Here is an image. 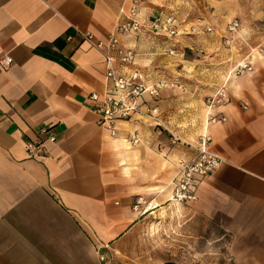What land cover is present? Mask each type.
<instances>
[{
	"label": "crops",
	"instance_id": "crops-1",
	"mask_svg": "<svg viewBox=\"0 0 264 264\" xmlns=\"http://www.w3.org/2000/svg\"><path fill=\"white\" fill-rule=\"evenodd\" d=\"M129 2L0 0V264H116L123 242L174 203L173 180L204 133L222 161L197 180V199L186 205L229 235L234 264H264V52L230 48L225 29L182 25L175 37L157 35L150 22L175 14L165 0H145L140 30L120 36L136 52L120 72L138 71L147 84L178 76L197 81V62L179 55L183 45L204 51L205 66H213L201 84L165 87L155 102L165 126L186 144L173 143L165 130L157 134L139 115L118 121L110 135L88 99L104 88V60L78 32L104 39ZM5 57L10 65L2 64ZM242 60L250 70L213 74ZM220 81L228 100L208 108L205 96ZM209 113L225 121L209 124ZM42 127L51 128L55 142L45 140L43 153L30 157L26 143ZM138 257L132 250L125 264H144Z\"/></svg>",
	"mask_w": 264,
	"mask_h": 264
},
{
	"label": "rangeland",
	"instance_id": "rangeland-1",
	"mask_svg": "<svg viewBox=\"0 0 264 264\" xmlns=\"http://www.w3.org/2000/svg\"><path fill=\"white\" fill-rule=\"evenodd\" d=\"M165 5L167 11L178 18L179 30L186 25L185 30L200 32L206 31V25H211L221 34L229 22L237 20L238 34L229 47L239 51L243 47L252 55L260 46L264 47V0H165ZM217 39L220 43L221 39ZM220 51L221 48L219 54ZM179 55L186 61L197 62L193 69L199 74L198 80L178 76L168 81L181 90L201 84L203 74L213 66H205L208 60L205 52L183 45ZM230 67L228 70L224 66L218 68L213 74H219V79L232 76L234 66ZM222 81L218 86L223 84ZM208 96H205V103ZM147 223L133 238L123 242L115 257L116 264H125L132 250L135 255H140L137 259L144 264H234L229 256V235L214 220L196 213L190 205L169 204L151 215Z\"/></svg>",
	"mask_w": 264,
	"mask_h": 264
},
{
	"label": "built area",
	"instance_id": "built-area-1",
	"mask_svg": "<svg viewBox=\"0 0 264 264\" xmlns=\"http://www.w3.org/2000/svg\"><path fill=\"white\" fill-rule=\"evenodd\" d=\"M129 1L128 8L122 10L113 29L104 39H96L90 32H78L83 41L101 53L104 60V88L102 92L92 91L89 93L88 99L92 111L98 116L99 126L107 130L110 135L116 134L115 128L118 121L129 120L132 116L139 115L152 122L157 134H161L165 130L170 133L173 143L179 141L186 144L165 126L155 105L163 88H172L175 83L168 80H157L147 84L138 71L128 73L119 71V66H129L135 62L136 52L122 44L120 36L134 34L140 30V8L145 0ZM149 28L157 35L175 37L178 33V20L171 14H163L151 21ZM205 29L207 32L214 31L211 25H206ZM238 29L239 22L237 20H232L227 24L223 35L225 45L229 46L232 43L238 34ZM67 39H71V36L68 35ZM257 52H264V47L260 46ZM170 53L172 54L173 50ZM1 62L4 65H10L12 59L5 57ZM250 67L249 62L242 60L234 65L231 72L233 75H238L250 70ZM144 96H147L150 101L143 102ZM227 100L228 96L224 85H222L214 94L206 98V105L208 108L220 106ZM223 121H225V117L219 113H209L207 123L214 124ZM55 139L51 128L42 127L39 130V138L26 143L28 155L39 157L43 153L44 141L55 142ZM130 142L132 145L139 143L137 133L133 134ZM210 143V136L207 133L202 134L197 144L193 146L196 150L195 156L181 165L179 174L173 180L171 197L174 203L186 205L194 202L197 199V180L211 176L219 168L222 160L210 151Z\"/></svg>",
	"mask_w": 264,
	"mask_h": 264
}]
</instances>
